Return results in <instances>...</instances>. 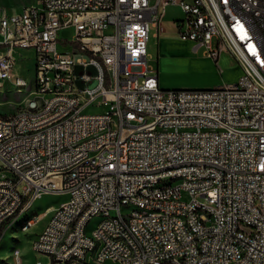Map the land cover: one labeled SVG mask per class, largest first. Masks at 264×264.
I'll use <instances>...</instances> for the list:
<instances>
[{
  "label": "built area",
  "instance_id": "obj_1",
  "mask_svg": "<svg viewBox=\"0 0 264 264\" xmlns=\"http://www.w3.org/2000/svg\"><path fill=\"white\" fill-rule=\"evenodd\" d=\"M170 6L195 52L236 59L235 83L161 88L148 24L159 36ZM70 27L74 39H61ZM16 49L35 53L37 96L0 114V238L51 193L67 198L32 244L50 264H264V0H35L21 15L4 10L0 86L23 93ZM93 217L101 226L87 232Z\"/></svg>",
  "mask_w": 264,
  "mask_h": 264
},
{
  "label": "rangeland",
  "instance_id": "obj_2",
  "mask_svg": "<svg viewBox=\"0 0 264 264\" xmlns=\"http://www.w3.org/2000/svg\"><path fill=\"white\" fill-rule=\"evenodd\" d=\"M32 0H0V8L6 11H14L22 4L30 3ZM180 8V7H179ZM181 10V9H180ZM181 17L183 12L181 10ZM169 14L178 16L177 9H171ZM176 22L160 23L165 30L157 36V28L151 23L148 24L149 40L148 51L152 56L151 64L158 72L160 86L164 90H201L222 88L224 85L235 83L242 75L243 70L236 59L229 53L222 51L218 63L213 57L204 53V47L197 52L193 50V42L185 41L181 38L176 28ZM75 28L70 27L60 32V38L73 40ZM60 50H64L59 44ZM15 68L18 73L25 76L29 86L20 93L10 81H5L0 86V114L5 115L21 109L28 101L33 99L34 87V64L32 54L18 53L14 51ZM25 57V59H24ZM102 108L89 107L85 112H100ZM103 111V110H102ZM7 165L0 161V175L7 173ZM21 185L19 191L22 192ZM67 197L58 194H43L41 198L34 201L33 205L25 213L21 214L17 223L7 228L0 238V264H15L13 253L20 248V264H36L41 261L43 264H50L51 257L46 254L36 252L33 241L44 229L53 215L52 210L57 207ZM48 211V212H47ZM41 216L39 222L26 231H22V225L29 219H36ZM100 217H93L89 230L97 227ZM103 264H115L112 261Z\"/></svg>",
  "mask_w": 264,
  "mask_h": 264
},
{
  "label": "bare ground",
  "instance_id": "obj_3",
  "mask_svg": "<svg viewBox=\"0 0 264 264\" xmlns=\"http://www.w3.org/2000/svg\"><path fill=\"white\" fill-rule=\"evenodd\" d=\"M19 15H21V14H19ZM3 21H4V9L0 8V22H3ZM37 84H38V77H35L34 85H37ZM28 106H36V98L35 97L28 102ZM161 185H169V178H161ZM32 205H33V203L28 205V206H25L22 209V211L15 216L14 220L9 222V224L7 225V228L10 227V226H13L15 223H17L19 218H20V216H21V214H23L27 210H29ZM36 220H37V218L36 219L35 218L34 219H29V220L25 221V223H23V225H22V231H26L25 230L26 227L29 224H31L32 222L36 221ZM90 222H88V224H87V232H94L101 226V219H100L97 227L94 228L93 230H89L88 227L90 225ZM109 242L110 243L124 242V234H110L109 235ZM16 254H17V250L13 253L14 258H16Z\"/></svg>",
  "mask_w": 264,
  "mask_h": 264
},
{
  "label": "crops",
  "instance_id": "obj_4",
  "mask_svg": "<svg viewBox=\"0 0 264 264\" xmlns=\"http://www.w3.org/2000/svg\"><path fill=\"white\" fill-rule=\"evenodd\" d=\"M33 3H35V0H32L30 3H27V4H22V6L21 7H19L18 9H16V10H14V11H8V13H14V15H19V14H21V11H22V9L26 6V5H30V4H33ZM177 9L178 10V12L180 13V14H178V16H172V15H170L169 14V11L171 10V9ZM3 9V8H2ZM182 13H181V10H180V8L178 7V6H170L168 9H167V12H166V14L163 16V18H162V20H161V22H162V24H163V22H165V23H169L170 21H176V20H179V19H181V15ZM161 30H162V32L165 30V27L163 26L161 29H160V31H159V36H160V33H161ZM18 53H21V54H32V60H33V63H35V53H34V51L33 50H29V49H18ZM14 55V54H13ZM15 56V55H14ZM24 59H25V57H24ZM15 66H16V64H15ZM33 69H35V64H34V68ZM14 73L16 74V75H18V76H22V77H24V78H26L25 76H23V75H21L20 73H18L17 72V70H16V68H14ZM34 73H35V71H34ZM32 100V99H31ZM29 102V101H28ZM53 211V210H52Z\"/></svg>",
  "mask_w": 264,
  "mask_h": 264
},
{
  "label": "trees",
  "instance_id": "obj_5",
  "mask_svg": "<svg viewBox=\"0 0 264 264\" xmlns=\"http://www.w3.org/2000/svg\"><path fill=\"white\" fill-rule=\"evenodd\" d=\"M1 233H2V229L0 230V235H1Z\"/></svg>",
  "mask_w": 264,
  "mask_h": 264
}]
</instances>
